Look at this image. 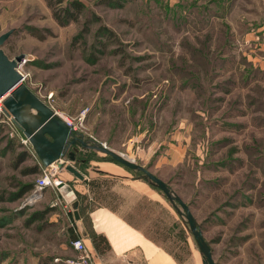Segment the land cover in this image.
Instances as JSON below:
<instances>
[{
    "label": "rangeland",
    "instance_id": "obj_1",
    "mask_svg": "<svg viewBox=\"0 0 264 264\" xmlns=\"http://www.w3.org/2000/svg\"><path fill=\"white\" fill-rule=\"evenodd\" d=\"M79 1V18L61 24L47 0H0V35L14 29L2 47L28 58L25 82L75 120L72 138L88 145L77 151L104 157L90 144L104 142L165 180L217 264H264V0ZM34 154L0 123V264H69L77 220L56 185L29 202L43 174L27 172ZM128 171L147 193L133 219L177 257L205 259L178 200ZM101 179L64 181L88 207L90 186L108 188Z\"/></svg>",
    "mask_w": 264,
    "mask_h": 264
},
{
    "label": "crops",
    "instance_id": "obj_2",
    "mask_svg": "<svg viewBox=\"0 0 264 264\" xmlns=\"http://www.w3.org/2000/svg\"><path fill=\"white\" fill-rule=\"evenodd\" d=\"M31 111L34 119H37L34 115L36 111ZM49 150L51 151L50 148ZM94 163L97 166L89 168V174L82 172L85 176L83 180L66 169L60 176L62 180L74 182H92V178L95 177L98 180L104 178L109 182L107 188L109 190L106 189L104 192L94 190L89 183L90 203L84 211L91 229L96 233L95 236L89 235L81 215L80 222L83 227H80L77 221L79 234L89 248L93 264H204V259L196 251L185 259L177 257L173 251L150 236L146 226L133 219L132 215L137 210L136 204H133L136 201L134 198L139 199L147 194L142 187L144 184L142 179L130 177L128 169L117 162L105 160ZM93 172L95 176L91 175ZM73 187L75 190H81L76 184H73ZM149 194L146 196L160 201L157 193ZM110 196L109 201L107 198ZM113 196L121 198V201L126 199V202L118 205L114 203L117 200H112ZM130 198L132 202L128 203L127 200ZM73 252L78 255L76 250Z\"/></svg>",
    "mask_w": 264,
    "mask_h": 264
},
{
    "label": "water",
    "instance_id": "obj_3",
    "mask_svg": "<svg viewBox=\"0 0 264 264\" xmlns=\"http://www.w3.org/2000/svg\"><path fill=\"white\" fill-rule=\"evenodd\" d=\"M13 32L14 29H10L0 35V99L3 98V104L5 107L25 129L26 134L30 136L33 148L42 163L48 165L59 157L65 156L70 145L77 144L78 141L82 142L83 145L87 144L85 141L81 139L79 140L78 137L72 138V129L66 124L62 116L58 115L48 103L36 95L28 84L23 81V74L17 69L18 62L23 58V55H17L16 57L11 58L2 47ZM27 109L30 111V114L27 113ZM31 110L36 111V114L34 115L37 116V119H34ZM67 142L68 145L66 146ZM100 149L106 153H110L121 163L133 169L142 171L154 183H156L168 197L177 199L185 211L186 218L199 245L201 246V249L206 253L204 264H217L212 250L204 239L202 229L197 225V221L190 206L183 199L171 194V188L165 180L155 175L143 165L132 162L118 153H115L111 149H105L102 147ZM69 158L71 160L75 158V153L73 151L69 152ZM60 166H64L66 170L81 180L85 178L84 174L74 166L73 163H68L66 165L60 163ZM56 186L70 201L74 217L78 221L80 227H83L80 222V200L76 197L74 189L64 180L57 181ZM83 231L85 232L84 229Z\"/></svg>",
    "mask_w": 264,
    "mask_h": 264
},
{
    "label": "built area",
    "instance_id": "obj_4",
    "mask_svg": "<svg viewBox=\"0 0 264 264\" xmlns=\"http://www.w3.org/2000/svg\"><path fill=\"white\" fill-rule=\"evenodd\" d=\"M27 60L28 58L23 57L18 62V67H17L19 72L23 74V81H26L29 76V73L24 69V65L26 64ZM49 97H52V93L49 94ZM48 104L55 110V108L51 103ZM56 113L58 115H61L57 111ZM85 114H86V110H83V112L80 113L79 116L80 121L84 119ZM61 116L63 120L66 122V124L69 127H71L72 132L76 133L78 130V124L75 122V120L71 119L70 117H66L63 115ZM0 123H3L10 128V132L12 136L18 138L25 145H28L30 147L32 146L33 148V145L30 140V136L26 134L25 129L16 121L14 115H12L11 112L5 107V105L3 104V98L0 99ZM90 144L92 146H96L100 151H102L100 149L101 147L105 149H110V147L104 142H98V145L93 144L92 142H90ZM82 146L88 147V145H83V144ZM121 156L136 163L135 158L130 157L126 153H121ZM64 157L65 156H61L57 160L53 161L48 165L43 164L44 165L43 174L37 180V183L35 185V191L29 198L30 203L41 198L43 195V191L47 187L55 186L57 181L62 180L58 177L57 173H59V169L64 167V166H60V163H63V165H65ZM71 245L78 252V255L73 258H67V262L69 264H93L91 253L84 239L82 238L73 239Z\"/></svg>",
    "mask_w": 264,
    "mask_h": 264
},
{
    "label": "trees",
    "instance_id": "obj_5",
    "mask_svg": "<svg viewBox=\"0 0 264 264\" xmlns=\"http://www.w3.org/2000/svg\"><path fill=\"white\" fill-rule=\"evenodd\" d=\"M47 1L49 3L50 7L53 10L55 18L61 24H66L67 22H69L71 20L78 19L80 14L82 13V11L84 9L83 3L81 1H79V0H69V1H66V0H47ZM70 146H72V147L71 148L69 147L70 149L68 148L69 150L66 151L65 155L69 154L70 151H73L75 153V158L73 160H71L70 158L69 159L72 161L71 163H73V165L76 166L81 172H86V169L90 165V163H92V162H100L101 160L107 158V156H109L112 161L117 162L118 164H121L122 166H125L129 170H137V169H133V168L121 163L116 158H114L110 153H106V152L101 151V153L103 152V154H105L104 157L102 155H100L97 151H94V153L91 152L89 154H85V153H81V152L77 151L76 147H75V144H72ZM28 152H29L28 150H24L23 152L20 153V155L21 156L23 155L25 157L28 154ZM35 157L37 159L36 164L34 165V167H32L29 170H27V172H30V173H34L35 172V173H37L39 171V169L40 170H41V168L43 169L44 165H43L42 161L40 160V158L38 157L37 154L35 155ZM32 189H33V185H27L24 188V190L22 191V193L23 192H29ZM22 195L23 194H21V196ZM78 196L81 199V194L80 193H78ZM187 204L189 205V203H187ZM85 206L86 205L83 204V202L81 200L80 206H79V212H80L81 218L83 219L84 224H85V226H86V228H87V230L89 232V235L91 237H94L96 233L91 229V226L88 223V220H87V217H86L85 211H84ZM73 226H74V229L78 228L77 226H75V221H74V225ZM77 235L78 236L76 238H81V236L79 234V231H78Z\"/></svg>",
    "mask_w": 264,
    "mask_h": 264
},
{
    "label": "bare ground",
    "instance_id": "obj_6",
    "mask_svg": "<svg viewBox=\"0 0 264 264\" xmlns=\"http://www.w3.org/2000/svg\"><path fill=\"white\" fill-rule=\"evenodd\" d=\"M27 111V110H26Z\"/></svg>",
    "mask_w": 264,
    "mask_h": 264
}]
</instances>
